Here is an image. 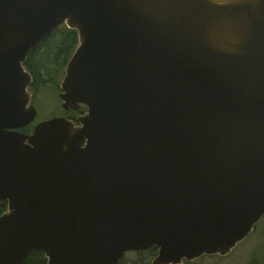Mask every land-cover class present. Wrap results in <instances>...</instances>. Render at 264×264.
I'll list each match as a JSON object with an SVG mask.
<instances>
[{"label":"water","instance_id":"obj_1","mask_svg":"<svg viewBox=\"0 0 264 264\" xmlns=\"http://www.w3.org/2000/svg\"><path fill=\"white\" fill-rule=\"evenodd\" d=\"M78 32L35 122L29 53ZM0 264L227 256L264 216V0H0Z\"/></svg>","mask_w":264,"mask_h":264},{"label":"trees","instance_id":"obj_2","mask_svg":"<svg viewBox=\"0 0 264 264\" xmlns=\"http://www.w3.org/2000/svg\"><path fill=\"white\" fill-rule=\"evenodd\" d=\"M77 44V30L69 28L67 25H62L48 38L43 40L36 49L29 53L25 66L33 76V83L30 90L33 93V101L35 104H37V99L40 96V93L49 86L52 87L56 93L60 92V83L64 76L62 74H65V68ZM58 101L61 108V114L72 119H76L79 114H83L86 111L85 106H81L77 110H64L59 97ZM33 127L34 123L23 127L21 130L24 132H30ZM7 208V202H1L0 215L4 213ZM262 218L260 220L263 221L264 216ZM257 224L255 229L257 228ZM157 253L158 247L156 246L151 247L148 250L131 251L122 257L119 264H151L152 259ZM206 256L209 255H204L193 261H185L184 264H193L198 260H202ZM23 264H48V260L42 250H34L28 255Z\"/></svg>","mask_w":264,"mask_h":264},{"label":"rangeland","instance_id":"obj_3","mask_svg":"<svg viewBox=\"0 0 264 264\" xmlns=\"http://www.w3.org/2000/svg\"><path fill=\"white\" fill-rule=\"evenodd\" d=\"M58 93L49 86L40 93L37 104L32 102L38 110L34 124L56 115H63L59 106ZM193 264H264V220H260L251 235L229 255L222 257L217 255L206 256Z\"/></svg>","mask_w":264,"mask_h":264},{"label":"flooded vegetation","instance_id":"obj_4","mask_svg":"<svg viewBox=\"0 0 264 264\" xmlns=\"http://www.w3.org/2000/svg\"><path fill=\"white\" fill-rule=\"evenodd\" d=\"M31 87H32V85H31ZM31 87H30V89H31ZM31 92H32V91H31ZM32 102H33V99H32ZM79 115H80V114H79ZM79 115H78V116H79ZM67 117H68V116H67ZM34 125H35V124H34ZM21 129H22V128H21Z\"/></svg>","mask_w":264,"mask_h":264}]
</instances>
